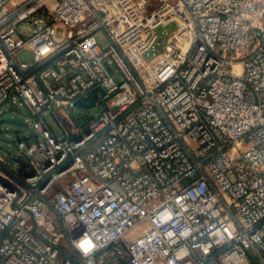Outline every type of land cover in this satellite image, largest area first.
I'll return each instance as SVG.
<instances>
[{
  "label": "built area",
  "instance_id": "built-area-1",
  "mask_svg": "<svg viewBox=\"0 0 264 264\" xmlns=\"http://www.w3.org/2000/svg\"><path fill=\"white\" fill-rule=\"evenodd\" d=\"M6 105L0 264H264V0H0Z\"/></svg>",
  "mask_w": 264,
  "mask_h": 264
},
{
  "label": "rangeland",
  "instance_id": "rangeland-1",
  "mask_svg": "<svg viewBox=\"0 0 264 264\" xmlns=\"http://www.w3.org/2000/svg\"><path fill=\"white\" fill-rule=\"evenodd\" d=\"M173 27L167 28V31H171ZM166 32L158 29V34L161 36ZM101 46H107V41L102 39L100 42ZM19 60L28 61V54H20ZM6 111V112H4ZM98 108L94 107L91 109H85L80 106L75 107L73 114L75 116H82L83 118H88L90 114L97 113ZM3 114L0 115V156L4 158L9 164L13 163L12 158L18 155L17 142L23 141L26 142L25 132L26 130L22 127H19L15 124L8 123V119H15L17 121H24L25 116H27V111L22 106H17L16 110H10L9 106L6 105L3 108ZM46 117V116H45ZM47 123L51 130L55 133L57 137H61L62 134L58 130L56 124L50 119L46 118Z\"/></svg>",
  "mask_w": 264,
  "mask_h": 264
},
{
  "label": "water",
  "instance_id": "water-1",
  "mask_svg": "<svg viewBox=\"0 0 264 264\" xmlns=\"http://www.w3.org/2000/svg\"><path fill=\"white\" fill-rule=\"evenodd\" d=\"M92 96H93V99L92 101L89 103V104H84L80 101L77 102V104L82 107V108H85V109H88V108H91L96 100V94H95V90L92 91ZM8 123H12V124H15L19 127H22V128H25V125L23 123H21L20 121H17L15 119H8L7 120ZM24 167V164L22 162H20V169L19 171L22 170V168Z\"/></svg>",
  "mask_w": 264,
  "mask_h": 264
}]
</instances>
